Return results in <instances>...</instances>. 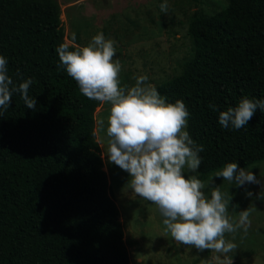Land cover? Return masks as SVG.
I'll use <instances>...</instances> for the list:
<instances>
[{
  "label": "trees",
  "instance_id": "trees-1",
  "mask_svg": "<svg viewBox=\"0 0 264 264\" xmlns=\"http://www.w3.org/2000/svg\"><path fill=\"white\" fill-rule=\"evenodd\" d=\"M187 33L193 56L155 88L186 105L199 175L264 161V113L238 130L218 119L243 97L264 99V0L194 13ZM61 43L56 0H0V55L15 84L32 79L36 100L30 109L14 93L0 116V264H130L95 136L101 103L58 67Z\"/></svg>",
  "mask_w": 264,
  "mask_h": 264
},
{
  "label": "clouds",
  "instance_id": "clouds-1",
  "mask_svg": "<svg viewBox=\"0 0 264 264\" xmlns=\"http://www.w3.org/2000/svg\"><path fill=\"white\" fill-rule=\"evenodd\" d=\"M160 10L166 13L167 4L162 3ZM56 52L58 67L76 82L80 93L109 106L107 161L129 174L128 184L137 196L157 206L165 233L178 244L216 253L213 259L217 264H233V256L228 254L235 253L238 245L233 242L234 235L229 240L226 234L247 233L253 209L240 211L238 220H233L229 215L232 194L221 191L214 178L236 187L259 184L258 193L245 190L247 198L257 200H264V183L252 171L229 162L214 174L209 198L204 181L197 175L185 176V169L198 172L203 146L186 131L190 114L182 100L168 102L155 86L146 83V76L137 77L134 86H121L115 41L102 32L87 46L70 50L67 43H61ZM32 84L30 78L15 84L8 75L7 58L0 55V116L9 108L14 93L21 95L27 108L35 109L36 100L28 95ZM257 110L264 113V99L243 97L236 107L219 112V123L238 130L249 124Z\"/></svg>",
  "mask_w": 264,
  "mask_h": 264
},
{
  "label": "rangeland",
  "instance_id": "rangeland-1",
  "mask_svg": "<svg viewBox=\"0 0 264 264\" xmlns=\"http://www.w3.org/2000/svg\"><path fill=\"white\" fill-rule=\"evenodd\" d=\"M65 43L87 46L91 38L103 33L115 41L116 56L121 63V86H134L136 78L146 76L147 84L156 86L178 75L182 65L193 56L192 40L187 33L194 13L212 15L226 6V0H56ZM166 3L168 10L161 12ZM75 34V39H73ZM109 106L101 103L96 109L95 136L107 168L112 198L117 206L118 220L130 264H217L216 253L178 244L165 233L163 217L156 205L137 196L128 184L129 174L107 161V117ZM104 124L101 125V121ZM264 183V161L245 168ZM216 173V172H215ZM201 177L205 195L210 198L214 174ZM221 191L232 194L229 215L238 220L239 212L252 208L251 226L247 233L239 230L226 234V239L238 245L233 264H264V200L247 198L245 190L260 191L259 184L244 187L231 185L223 178H214ZM235 205V206H233Z\"/></svg>",
  "mask_w": 264,
  "mask_h": 264
},
{
  "label": "crops",
  "instance_id": "crops-1",
  "mask_svg": "<svg viewBox=\"0 0 264 264\" xmlns=\"http://www.w3.org/2000/svg\"><path fill=\"white\" fill-rule=\"evenodd\" d=\"M103 158V157H102ZM103 162H104V160H103ZM104 170L107 172V168H106V166H105V163H104ZM108 173V172H107Z\"/></svg>",
  "mask_w": 264,
  "mask_h": 264
}]
</instances>
